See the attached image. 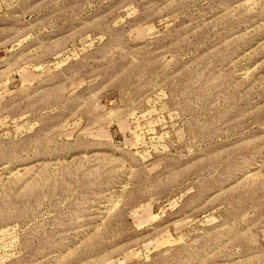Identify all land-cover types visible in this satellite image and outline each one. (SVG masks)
Wrapping results in <instances>:
<instances>
[{"label":"rangeland","instance_id":"obj_1","mask_svg":"<svg viewBox=\"0 0 264 264\" xmlns=\"http://www.w3.org/2000/svg\"><path fill=\"white\" fill-rule=\"evenodd\" d=\"M0 264H264V0H0Z\"/></svg>","mask_w":264,"mask_h":264}]
</instances>
